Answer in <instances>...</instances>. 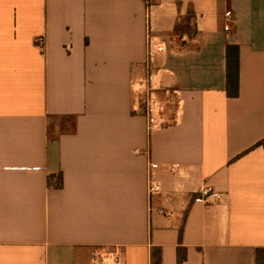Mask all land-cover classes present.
Listing matches in <instances>:
<instances>
[{
    "label": "crops",
    "instance_id": "1",
    "mask_svg": "<svg viewBox=\"0 0 264 264\" xmlns=\"http://www.w3.org/2000/svg\"><path fill=\"white\" fill-rule=\"evenodd\" d=\"M150 30L166 48L165 88L179 92L178 122L152 135L131 90ZM151 162L181 166L154 172L153 198ZM207 186L224 200H199ZM114 247L125 264H152L154 248L178 264L179 247L182 264H255L264 0H156L149 15L144 0H0V264H91Z\"/></svg>",
    "mask_w": 264,
    "mask_h": 264
},
{
    "label": "built area",
    "instance_id": "2",
    "mask_svg": "<svg viewBox=\"0 0 264 264\" xmlns=\"http://www.w3.org/2000/svg\"><path fill=\"white\" fill-rule=\"evenodd\" d=\"M144 2L149 15L156 0H144ZM226 17L228 20L233 19L230 12L226 14ZM225 30L229 31L230 26H226ZM165 52L166 48L162 40L158 36L153 35L150 30L146 37L144 74L131 80L134 112L145 116L147 130L150 135L176 124L179 118L177 110L174 112L169 111V104L172 105L178 100L179 92L171 88H165L169 71L166 68L157 66L159 57ZM163 90L165 91L166 99H163L159 95V92ZM180 168L179 164L162 166L151 162L149 166L150 182L148 187L150 198L163 193L162 184L153 179L154 172L164 170L172 173L179 171ZM197 198L206 205H209L222 202L224 195L213 187L207 186L198 192ZM159 212L167 217L172 216V212L164 208L160 209ZM91 264H125V258L118 247L99 248L94 251Z\"/></svg>",
    "mask_w": 264,
    "mask_h": 264
},
{
    "label": "trees",
    "instance_id": "3",
    "mask_svg": "<svg viewBox=\"0 0 264 264\" xmlns=\"http://www.w3.org/2000/svg\"><path fill=\"white\" fill-rule=\"evenodd\" d=\"M227 93L230 97H238L240 91V67H239V47L228 46L227 48ZM186 259V250L182 247L178 249V264H182ZM152 264H162V253L160 248H154L151 252ZM255 264H264V248L256 251Z\"/></svg>",
    "mask_w": 264,
    "mask_h": 264
}]
</instances>
